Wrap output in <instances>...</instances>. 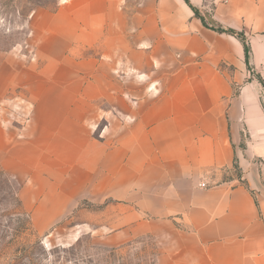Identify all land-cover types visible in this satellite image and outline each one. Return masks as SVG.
I'll list each match as a JSON object with an SVG mask.
<instances>
[{
  "label": "crops",
  "instance_id": "crops-1",
  "mask_svg": "<svg viewBox=\"0 0 264 264\" xmlns=\"http://www.w3.org/2000/svg\"><path fill=\"white\" fill-rule=\"evenodd\" d=\"M188 1L40 14L33 114L0 150L39 233L88 201L111 247L153 239L158 264H264V87L204 16L264 80V0Z\"/></svg>",
  "mask_w": 264,
  "mask_h": 264
},
{
  "label": "rangeland",
  "instance_id": "rangeland-1",
  "mask_svg": "<svg viewBox=\"0 0 264 264\" xmlns=\"http://www.w3.org/2000/svg\"><path fill=\"white\" fill-rule=\"evenodd\" d=\"M63 2L0 0V129L9 138V144L0 143V150L16 145L33 114L24 83L37 63L40 14L57 11ZM3 154L0 151V264H158L153 239L109 245L107 204L82 201L49 231L39 233L22 207L21 183L3 166Z\"/></svg>",
  "mask_w": 264,
  "mask_h": 264
},
{
  "label": "trees",
  "instance_id": "trees-1",
  "mask_svg": "<svg viewBox=\"0 0 264 264\" xmlns=\"http://www.w3.org/2000/svg\"><path fill=\"white\" fill-rule=\"evenodd\" d=\"M186 1L189 2L188 0H186ZM195 12H196V15L198 17H200L204 23L207 24V21L200 14V12L198 10H196V9H195ZM213 29H215V30H217L218 32H221V33H226V34H229V35H233V36H235V37H237L238 39L241 40V42L243 43L244 48H245L246 62H247L248 68L254 74V76L260 82V84L264 87V80L262 79V77L259 74H257L253 70V67L251 65V59H252L251 54H252V51H251V48H250V42L248 41V38L246 37V35L244 33L235 31L233 29H226V28H213ZM234 167H235L236 170H238V165L237 164H235Z\"/></svg>",
  "mask_w": 264,
  "mask_h": 264
},
{
  "label": "water",
  "instance_id": "water-1",
  "mask_svg": "<svg viewBox=\"0 0 264 264\" xmlns=\"http://www.w3.org/2000/svg\"><path fill=\"white\" fill-rule=\"evenodd\" d=\"M204 16L213 27L221 28V26L209 14L205 13Z\"/></svg>",
  "mask_w": 264,
  "mask_h": 264
},
{
  "label": "built area",
  "instance_id": "built-area-1",
  "mask_svg": "<svg viewBox=\"0 0 264 264\" xmlns=\"http://www.w3.org/2000/svg\"><path fill=\"white\" fill-rule=\"evenodd\" d=\"M203 187H205V185H202Z\"/></svg>",
  "mask_w": 264,
  "mask_h": 264
}]
</instances>
